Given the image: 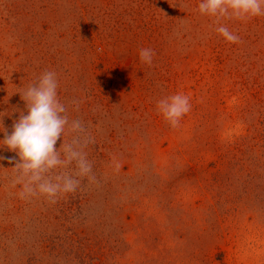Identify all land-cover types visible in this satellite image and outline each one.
<instances>
[{
    "label": "rangeland",
    "instance_id": "1",
    "mask_svg": "<svg viewBox=\"0 0 264 264\" xmlns=\"http://www.w3.org/2000/svg\"><path fill=\"white\" fill-rule=\"evenodd\" d=\"M199 2L0 0V140L27 114L21 94L55 71L70 120L92 138L95 177L54 204L21 199L19 157L0 148V264H76L106 252L120 225L131 249L117 262L137 264L156 256L139 242L144 218L172 250L169 228L200 233L218 219L211 264H264V16L217 20ZM221 25L240 41H225ZM142 48L154 50L151 66ZM176 93L191 110L173 129L157 102ZM189 165L187 180L155 195Z\"/></svg>",
    "mask_w": 264,
    "mask_h": 264
},
{
    "label": "clouds",
    "instance_id": "2",
    "mask_svg": "<svg viewBox=\"0 0 264 264\" xmlns=\"http://www.w3.org/2000/svg\"><path fill=\"white\" fill-rule=\"evenodd\" d=\"M198 10L201 15L217 20H247L264 16V0H200ZM216 32L229 43L240 41V37L226 26L217 27ZM154 55L151 48L139 51L140 61L149 66ZM58 87L56 72H43L21 94L27 114H21L12 131L0 140V148L6 146L19 157L18 160L16 157L11 159L16 161L13 183L21 186L18 193L21 199L44 197L54 204L59 197L76 192L83 180H95L93 164L85 151L93 142L92 138L80 120H70L68 107L58 97ZM73 104L78 110V103L74 101ZM190 110V97L182 93L163 97L157 102L158 113L173 129L180 127L181 119ZM0 131H5L3 126ZM66 134L71 136L70 141L64 140ZM61 137L63 142L57 148ZM0 159L4 157L0 155Z\"/></svg>",
    "mask_w": 264,
    "mask_h": 264
},
{
    "label": "trees",
    "instance_id": "3",
    "mask_svg": "<svg viewBox=\"0 0 264 264\" xmlns=\"http://www.w3.org/2000/svg\"><path fill=\"white\" fill-rule=\"evenodd\" d=\"M193 170L194 169L189 165L186 169L177 172L173 178L163 181L160 186L155 189V195L163 196L167 194L168 191L176 187L179 181L187 180L193 173ZM160 198L163 204L164 200H162V197ZM166 204L171 207L172 201H168ZM149 221L150 220L147 218L143 220L139 234V242H141L146 249L156 251V256L149 257L145 254L143 260L137 264H174L173 260H170L175 256L174 253H178L176 257L184 264H211L207 250L214 244V240L221 238L222 229L220 228L218 219L214 220L210 230H202L200 233L186 231L185 228L174 230L169 228L170 234L178 242V248L176 250H172L164 245V232L157 230ZM119 229L121 232L120 236H114V238L109 237L110 245L106 252L101 251L100 254H94L93 256H90L88 253L87 256L76 257V264H118L117 258L122 257L131 249L124 239V236H122L125 233L124 226L120 225ZM41 250L42 246L39 247V251ZM30 261L31 262L28 264H40V260L33 256Z\"/></svg>",
    "mask_w": 264,
    "mask_h": 264
}]
</instances>
